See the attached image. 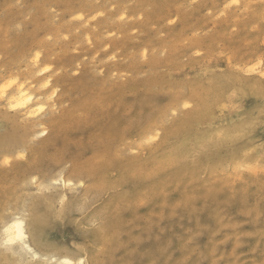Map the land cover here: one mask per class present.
Masks as SVG:
<instances>
[{
	"label": "rangeland",
	"instance_id": "rangeland-1",
	"mask_svg": "<svg viewBox=\"0 0 264 264\" xmlns=\"http://www.w3.org/2000/svg\"><path fill=\"white\" fill-rule=\"evenodd\" d=\"M263 72L264 0H0V264H264Z\"/></svg>",
	"mask_w": 264,
	"mask_h": 264
},
{
	"label": "bare ground",
	"instance_id": "bare-ground-1",
	"mask_svg": "<svg viewBox=\"0 0 264 264\" xmlns=\"http://www.w3.org/2000/svg\"><path fill=\"white\" fill-rule=\"evenodd\" d=\"M261 64V63H260ZM258 66V65H256ZM255 66V67H256ZM259 67V66H258ZM259 69V68H258ZM261 73V72H260ZM264 73V72H263ZM204 83V82H203ZM243 83H245L246 86V90L245 92H247L248 94H251V92H253V96L250 97V106H257L260 105L262 103H264V80H263V76L262 74H258V76H256L255 78L251 79V80H244ZM23 84V83H21ZM25 85V84H24ZM24 85H20L17 86L16 89H14L10 94L9 97H7V102L9 104V106L12 109H18L19 111L24 110L26 113H32V108L35 105H38L36 103H31L28 104L29 102L33 101V97L32 94L29 92L28 87L24 86ZM5 87V86H4ZM2 87V88H4ZM190 87V86H189ZM6 89V87L4 88ZM3 89V90H4ZM2 90V89H1ZM2 90V91H3ZM236 90V89H235ZM244 90V89H243ZM206 91V90H205ZM231 91V90H230ZM5 92V90H4ZM3 92V93H4ZM2 93V94H3ZM1 94V95H2ZM211 94V93H210ZM209 94V95H210ZM229 94V93H228ZM241 94V93H240ZM239 94V95H240ZM173 96V95H172ZM36 97V96H35ZM216 97V96H215ZM33 99V100H32ZM222 101V100H221ZM36 102V101H35ZM228 102V100L226 101ZM216 104V103H215ZM40 106V105H39ZM243 107V106H242ZM257 108V107H256ZM263 109V108H262ZM17 110V111H18ZM250 111V110H249ZM251 112V111H250ZM257 112V110H256ZM248 113V112H246ZM24 114V113H23ZM243 114V113H242ZM252 114V113H251ZM246 117L248 118V120L251 122V120H253V116H248L246 115ZM255 118V117H254ZM260 117H258L257 119H259ZM264 117H262L263 119ZM264 120V119H263ZM247 123V122H246ZM249 123V122H248ZM46 130H43V132H45ZM252 132V130H250ZM254 131V130H253ZM261 132V131H259ZM259 132H258V136H259ZM247 135V134H246ZM252 137V136H251ZM245 138V137H244ZM250 138V137H249ZM255 138V137H254ZM250 140V139H248ZM259 140V139H258ZM261 141V140H260ZM255 142V141H254ZM3 143V142H2ZM258 145V144H257ZM259 149V148H258ZM260 152V151H259ZM62 181V183H64V185L67 184V182H70V180H66L64 178L60 179ZM41 220L36 218L34 220V218L31 216L29 218H27L26 216L23 218L21 217H13L11 218V220H6V218L2 219L1 223H0V228H1V232L3 234V240L6 243H13L14 240H20L23 239L27 233L29 235V233H31L32 235V239H30L31 235L29 236L30 241L33 243H40V222ZM40 225V226H39ZM27 229V231H26ZM42 229V228H41ZM21 241V240H20ZM43 242H41L42 244ZM39 244V245H41ZM26 245V243L24 244ZM30 247V245H28V247H26L27 249ZM13 248V247H12ZM64 263H72L73 260L71 257L65 256L63 257L62 260Z\"/></svg>",
	"mask_w": 264,
	"mask_h": 264
}]
</instances>
